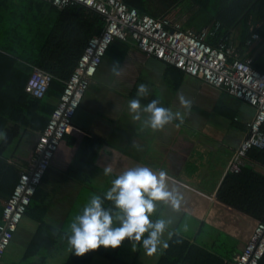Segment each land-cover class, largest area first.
Wrapping results in <instances>:
<instances>
[{
	"label": "crops",
	"instance_id": "obj_1",
	"mask_svg": "<svg viewBox=\"0 0 264 264\" xmlns=\"http://www.w3.org/2000/svg\"><path fill=\"white\" fill-rule=\"evenodd\" d=\"M26 1L0 0V47L23 50L24 32L20 33L17 28L19 22L28 24L26 20L31 15V7ZM220 3L209 0L210 11L207 12L202 11L194 0H182L171 18L201 31L214 23L211 17ZM36 22L39 29V19ZM35 33L33 28L27 39L39 37V31ZM228 39L229 47L240 49L244 57H253L255 66L264 72V38L261 35L251 44H244L240 25L231 31ZM114 62L119 63V75L112 71ZM19 64L31 70L23 57H20ZM140 83L148 86V94L140 98L142 104L159 98L164 106L180 111L183 121L174 120L162 129L153 130L142 123L146 113H142L141 120L133 119L128 101L136 96ZM180 95L192 101L190 108L181 105ZM46 99L47 114L50 116L60 97L49 96ZM254 113L255 109L249 103L222 88L207 84L199 76L189 75L181 68L147 54L131 38L114 40L74 116L73 127L45 173L41 184L44 202L48 206L45 221L62 229L82 187L92 184L94 178L105 176L103 168L106 163L114 162L116 171L146 164L166 170L171 183L181 194L177 207L160 202L154 213V217L170 221L169 231L214 247L222 232L233 230L226 224L227 220L236 218L239 228L234 238L243 247L254 230L256 220L220 201L216 194L228 172L231 155L245 137L247 122ZM23 130V126L16 129L17 135L22 133L25 136L29 131L32 137L38 136L37 140L42 131L39 126H28ZM112 150L115 151V158ZM257 168L264 171L261 166ZM76 169L83 170L85 177ZM51 173L61 179L57 187L51 188L52 192L46 188ZM90 188L100 194L105 191L98 185ZM28 218L36 222L35 227L27 222ZM25 225L31 232L30 237L25 236L23 241L28 246L39 228V222L25 215L13 239L20 236ZM163 238L169 240L167 231ZM124 245L132 244L118 245L115 251L120 254ZM140 252L138 250L137 254ZM130 254L132 257L129 259H122L138 262L134 252ZM47 259L43 264H47ZM34 263L42 264L41 258ZM0 264H4L3 258Z\"/></svg>",
	"mask_w": 264,
	"mask_h": 264
},
{
	"label": "trees",
	"instance_id": "obj_2",
	"mask_svg": "<svg viewBox=\"0 0 264 264\" xmlns=\"http://www.w3.org/2000/svg\"><path fill=\"white\" fill-rule=\"evenodd\" d=\"M27 1L30 3L31 15L26 20L27 29L22 36L23 50L0 47V220L5 201L18 181L21 168L29 162L38 137L35 134L32 137L29 131L25 136L22 133L17 135L16 129L19 130L22 126L24 130L28 126L34 128L39 126L42 130L46 126L50 117L47 114L46 97L61 96L66 81L74 72L88 41L100 34L105 25L104 17L99 12L81 4H69L60 8L48 0ZM124 1L130 6L137 7L141 14L168 17L173 22L175 21L171 14L178 3L182 2V0ZM194 1L201 6L202 11H210L209 0ZM217 1L221 2V5L211 17L214 23L207 27L214 28L216 23H219V27L215 34L207 38L210 44L218 45L223 42L228 45L229 34L240 25L244 44L254 32H258L264 38V0ZM36 18L41 24L39 29ZM182 27L190 28L189 25ZM33 28L36 33L39 31V37L35 36L37 40H28ZM20 57L30 65L31 70L20 67ZM34 66L48 71L53 76L49 90L43 98L35 97L26 90ZM262 129L264 130V123ZM248 160L240 172H227L216 196L220 201L248 214L258 222L264 214V171L257 167L264 168V147L251 148L248 151ZM41 184L26 211V215L39 222V228L31 239L24 257L13 264H36L28 263L27 260L36 255L42 245L51 244L46 230L66 239L63 229L53 227L45 221L48 206L44 202ZM172 233L168 247L160 251L156 264H231L244 247L236 243L226 253H219L214 247L192 241L179 232ZM123 244H136L140 251L144 250L139 242L129 241L127 238L120 245ZM96 255L116 260L119 264H137L136 260L125 261L117 251L112 252L103 246L81 255L70 252L64 264H92ZM46 259L47 255L41 257L42 264ZM259 264H264V255Z\"/></svg>",
	"mask_w": 264,
	"mask_h": 264
},
{
	"label": "built area",
	"instance_id": "obj_3",
	"mask_svg": "<svg viewBox=\"0 0 264 264\" xmlns=\"http://www.w3.org/2000/svg\"><path fill=\"white\" fill-rule=\"evenodd\" d=\"M48 1L60 8L69 4L90 7L104 17L105 25L100 34L88 41L39 135L29 162L21 168L18 181L5 201L0 220V263L61 143L73 127L74 116L103 57L116 39L131 38L147 54L173 64L189 75L199 76L207 84L222 88L254 107L255 113L247 122V133L231 155L228 172H240L249 162L248 151L253 147H264V72L254 66L253 57H244L226 43L212 45L207 41L215 34L219 23L214 28L195 31L183 28L168 17L141 14L137 7L124 0ZM259 38L260 34L254 32L247 43ZM52 79L51 73L34 66L26 90L43 98ZM263 255L264 214L231 264H259Z\"/></svg>",
	"mask_w": 264,
	"mask_h": 264
},
{
	"label": "clouds",
	"instance_id": "obj_4",
	"mask_svg": "<svg viewBox=\"0 0 264 264\" xmlns=\"http://www.w3.org/2000/svg\"><path fill=\"white\" fill-rule=\"evenodd\" d=\"M112 71L119 75V63L114 62ZM148 94V86L140 83L136 96L128 101L133 119L141 120L144 126L153 130L162 129L174 120L183 121L180 111L164 106L159 98L146 104L141 97ZM181 105L190 108L192 101L183 95ZM113 158H115V151ZM104 174L111 176L110 187L103 194L93 193L82 209L71 220L65 236L70 251L81 255L100 246L116 247L127 238L139 242L149 255L168 247L164 233L169 231L170 221L154 217L160 202L170 203L174 208L180 203V193L171 183L168 172L146 164H136L116 171L114 162L103 168Z\"/></svg>",
	"mask_w": 264,
	"mask_h": 264
},
{
	"label": "rangeland",
	"instance_id": "obj_5",
	"mask_svg": "<svg viewBox=\"0 0 264 264\" xmlns=\"http://www.w3.org/2000/svg\"><path fill=\"white\" fill-rule=\"evenodd\" d=\"M17 29L20 33L25 32L26 31L25 21H24V24L22 22H19V26ZM75 171L78 172L81 176L85 175V173L81 169H76ZM111 179H112V177L108 176V175H105L102 177H97V178H94L92 180V184L98 185L99 188H103L106 191L107 188L110 187ZM60 180L61 179L56 177V175H54V173H51L50 177L48 179V183H47L46 188L52 192L51 188L54 186L57 187ZM92 184H89L88 185L89 187L88 186L82 187L80 193L78 194V200L75 202L74 207L70 211L69 216L66 218L64 225L62 226V229L64 231L67 230L71 220L82 209L83 205L87 202L90 195L93 193H97L93 189L90 188L91 186H93ZM27 222L31 223V227H35L34 225L36 224V222H33L32 219L28 218ZM238 222L239 221L236 218H234V220H227L226 224L228 226H232L233 230H232V232H227V231L222 232L219 235V237H218L219 239H218L216 245L214 246V248L219 253H226L228 251V249L231 248L236 243V239L234 238V236H235V233H237V231H238L237 228H239V227H237ZM25 227H26V229H25ZM25 227H23V229L19 233L20 236L15 237V239H13L11 244L6 249V251L3 255V263L4 264H13L14 261H20L24 257V254L26 253L28 246H27L26 241L25 242H23V241L25 239V236L30 237L29 234L31 235L30 229L29 228L27 229L26 225H25ZM46 231H48L49 238H50L49 240H50L51 244L50 245H47V244L42 245L41 248L38 249V251L36 252V255L31 256L30 259L27 260V262L28 263H31L32 261L36 262L43 255H47V258H48L47 264H64L67 257L69 256V254L71 252L69 245L67 243V240L62 238V237H58L56 235V233H53L49 230H46ZM50 235H52L53 237L51 238ZM116 247L108 246V247H104V248L113 252L116 250ZM139 249H140L139 246L136 244L128 245L127 247L124 245V246H122V248L120 250L119 256L121 258L122 257H124V258L128 257V259H129L130 257H132V255L130 253L133 251L134 256L138 258L137 264H156L158 261L159 255H160V251L163 248H161L159 251H157V253H155V254L153 253L151 255L147 254L145 252V250H142L139 254H137ZM128 262H130V261H128ZM92 264H119V263L116 260L110 259V258L105 257L103 255H96L92 261Z\"/></svg>",
	"mask_w": 264,
	"mask_h": 264
}]
</instances>
